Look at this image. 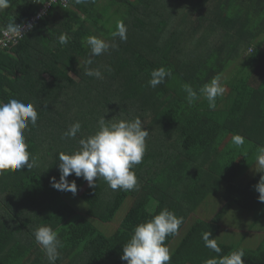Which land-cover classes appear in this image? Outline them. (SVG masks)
I'll list each match as a JSON object with an SVG mask.
<instances>
[{
	"label": "trees",
	"instance_id": "1",
	"mask_svg": "<svg viewBox=\"0 0 264 264\" xmlns=\"http://www.w3.org/2000/svg\"><path fill=\"white\" fill-rule=\"evenodd\" d=\"M106 1L104 10L97 8L101 0L55 5L23 40L0 53V101L32 103L39 117L25 132L33 166L0 175V264H49L34 236L46 225L63 244L55 264H127L121 260L123 246L138 224L164 208L182 217L178 232L165 241L169 246L207 195L221 188L225 206L212 223L193 221L169 264H204L217 256L204 245L202 234L208 231L220 255L242 248L245 264H264V236L257 249L245 247L252 241L247 235L240 244H222L217 225L233 206L256 208V189L237 183L252 170L257 178L264 175L256 165L264 151V80L254 83L257 69L264 67V0ZM32 8L14 20L6 14L10 7L0 11V24H22ZM189 11L197 20L188 26L181 14ZM119 22L127 27L126 41L113 36ZM61 34L69 37L64 45L58 41ZM88 36L117 47L91 57L88 65ZM250 49L238 77L224 85L226 91L210 109L199 90ZM160 67L172 75L152 88L150 74ZM88 68H99L103 79L87 76ZM185 84L198 93L192 104ZM101 117L106 122L139 117L149 130L143 161L133 169L138 190H112L100 178L81 195L87 217L104 223L115 218L127 198L133 200L109 238L87 218H76L64 200L71 192L50 184L51 177H60L58 154L79 150L78 140L94 134ZM76 121L81 123L77 138H64ZM237 134L245 138L241 146L232 141ZM68 180L75 181L76 194L88 184L74 174Z\"/></svg>",
	"mask_w": 264,
	"mask_h": 264
},
{
	"label": "clouds",
	"instance_id": "2",
	"mask_svg": "<svg viewBox=\"0 0 264 264\" xmlns=\"http://www.w3.org/2000/svg\"><path fill=\"white\" fill-rule=\"evenodd\" d=\"M33 2L44 3V0H33ZM85 2L87 0H76V3ZM11 3L12 0H0V11L8 9ZM27 27L30 31L31 26ZM24 28L25 25H18L12 21L0 31L20 39L25 35ZM113 36H118L121 41L127 40V27L123 22L117 24V31L113 33ZM68 39L66 34L58 37L61 45L66 44ZM86 43L91 53L86 60L88 65L93 63L91 57L108 52L110 47H117L96 36H88ZM107 70L111 71V67L109 66ZM85 74L103 79L99 68H88ZM150 75L149 86L155 88L172 73L170 69L160 67L152 70ZM183 88L187 93L186 98L189 104L199 99L197 91L191 85L185 84ZM199 92L207 100L209 108L215 109L216 98L225 92L221 76L219 74L214 76L210 82L203 85ZM38 118V112L32 103L25 104L14 98L6 103L0 101V175L6 171L19 172L25 166L27 168L33 166L30 162L31 153L25 142V132L29 130V124L33 127L37 125ZM106 121L104 117H101L98 121V130L78 140L79 150L72 154L64 152L58 154L60 177L58 181L55 177L50 178V184L54 189L76 194L75 181L68 180V177L74 174L77 178L83 177L90 188H95L96 180L103 178L112 190H138V178L133 169L143 161L149 130L139 117L133 120ZM80 131L81 123L76 121L63 133V137L76 139ZM232 141L235 145L241 146L245 143V138L237 134L233 136ZM257 164L264 169V151L258 155ZM255 188L259 193V201L264 203V175L260 177ZM157 206L158 202L154 203L152 211H155ZM182 223V217H178L167 208L162 209L151 219L134 228L131 238L123 246L121 260L126 261L127 264H169L172 253L165 241L167 237L178 232ZM34 236L45 252L49 264H55L60 256L59 249L63 247L57 231L51 226H41L35 230ZM211 236L210 231L204 232L202 239L205 247L215 252L217 256L206 259L204 264H245L243 259L245 252L242 248L227 255H220L222 249L215 238H210Z\"/></svg>",
	"mask_w": 264,
	"mask_h": 264
},
{
	"label": "rangeland",
	"instance_id": "3",
	"mask_svg": "<svg viewBox=\"0 0 264 264\" xmlns=\"http://www.w3.org/2000/svg\"><path fill=\"white\" fill-rule=\"evenodd\" d=\"M106 3V0H101V2L97 5V8H99L100 10H104ZM185 6L188 7L187 4ZM181 16L184 19V23H187L188 26L192 23H195L197 20V15L193 14V12L191 11L182 12ZM114 23L115 21H113V24ZM204 26L209 27V24H205ZM251 53L252 50L250 49L245 52L242 59H239L237 63H232L228 66L225 72L221 75V82L224 85L227 82H231L238 77L237 71L241 68V64L243 63V61H245L251 55ZM72 76L77 79L74 75ZM257 83H259V81H257ZM260 171L261 168H259L258 174L260 173ZM254 172L256 171L252 170V173L249 174L248 172L245 176L240 178L237 185L244 186L246 184H249L251 185V188H255L260 178H257V175L254 176ZM87 187L88 184L79 194L66 193L64 196V200L70 207L75 210L76 218H87L95 226V228L100 234L109 238L118 229H120L125 216L133 205V200L131 198H127L118 213L116 214L115 218L109 223H104L98 219L87 217L88 206L81 197L82 193ZM225 204L226 202L224 200L223 188L217 189L216 191L211 192L209 195H207L203 202L193 211V215L187 220L184 228L168 246L171 253L175 251L176 247L179 245L194 220L199 219L207 223H212L215 220L219 211L225 206ZM260 212H264V207L261 209V211L247 210L239 206L231 207V209H229L225 214H223L222 218L217 222V225L220 227L218 241L222 244L227 245H229V243L240 244L241 242L238 240L241 239L243 236L247 235L248 240L252 239V241H248L245 247L249 249H257L264 236V218H256V215H259Z\"/></svg>",
	"mask_w": 264,
	"mask_h": 264
},
{
	"label": "built area",
	"instance_id": "4",
	"mask_svg": "<svg viewBox=\"0 0 264 264\" xmlns=\"http://www.w3.org/2000/svg\"><path fill=\"white\" fill-rule=\"evenodd\" d=\"M55 5H61L64 8H68L70 6L69 0H46L34 13H32L28 19H26L22 24L25 25L23 29L24 36L20 39H16L11 37L10 35H6L4 31L0 32V53L8 51L17 45L21 40H23L29 32H31L35 26L47 16L48 12ZM21 25V24H19ZM31 26V30H28L27 26Z\"/></svg>",
	"mask_w": 264,
	"mask_h": 264
},
{
	"label": "crops",
	"instance_id": "5",
	"mask_svg": "<svg viewBox=\"0 0 264 264\" xmlns=\"http://www.w3.org/2000/svg\"><path fill=\"white\" fill-rule=\"evenodd\" d=\"M45 1L46 0H44V2ZM42 4L43 3L33 2V0H15L14 3L10 6L9 12H6V14L9 16L10 19L14 20L17 17H19L23 12L27 13L26 11L30 10L31 6H33L32 9L34 11H36ZM4 28H5L4 25L0 24V29H4ZM256 75H257V77L255 78L256 81L254 83L258 86L259 83L262 82V80H264V67L258 68ZM257 81H259V83H257ZM253 206H256V208L251 207L253 209V211L254 210L261 211V209L264 207V203L260 202L259 199H257V203ZM256 218L257 219H259V218L263 219L264 218V212H260L259 215H256ZM242 238L239 239L238 241L242 242L243 241ZM230 240H232V239H230Z\"/></svg>",
	"mask_w": 264,
	"mask_h": 264
}]
</instances>
